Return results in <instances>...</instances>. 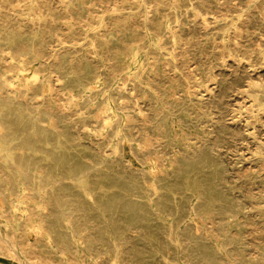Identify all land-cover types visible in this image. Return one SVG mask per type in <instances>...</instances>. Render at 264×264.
Listing matches in <instances>:
<instances>
[{
  "label": "rangeland",
  "instance_id": "374dc122",
  "mask_svg": "<svg viewBox=\"0 0 264 264\" xmlns=\"http://www.w3.org/2000/svg\"><path fill=\"white\" fill-rule=\"evenodd\" d=\"M0 264H264V0H0Z\"/></svg>",
  "mask_w": 264,
  "mask_h": 264
}]
</instances>
